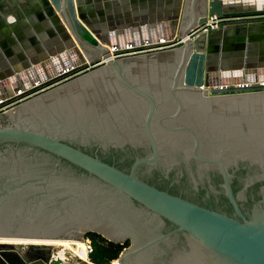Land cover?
I'll list each match as a JSON object with an SVG mask.
<instances>
[{
  "label": "water",
  "instance_id": "water-1",
  "mask_svg": "<svg viewBox=\"0 0 264 264\" xmlns=\"http://www.w3.org/2000/svg\"><path fill=\"white\" fill-rule=\"evenodd\" d=\"M47 1L80 59L0 91L2 108L52 85L0 113V240L93 234L128 243L111 264H264V9L199 0L196 20L188 0L178 47L114 59L160 45L111 51L82 0ZM208 15L228 21L188 38ZM54 252L0 243V264L67 263Z\"/></svg>",
  "mask_w": 264,
  "mask_h": 264
},
{
  "label": "crops",
  "instance_id": "crops-1",
  "mask_svg": "<svg viewBox=\"0 0 264 264\" xmlns=\"http://www.w3.org/2000/svg\"><path fill=\"white\" fill-rule=\"evenodd\" d=\"M186 1L82 0V9L89 30L112 48L126 50L128 46L174 41L182 20L187 24V16L192 18L194 14L196 20L201 16L199 0H189L194 12L185 9L187 16L181 17ZM249 1L264 9V0ZM51 11L47 0H8L0 4V76L29 72L31 77H52L67 70L71 61L78 62L80 54H68L63 28ZM11 91L14 93L15 88Z\"/></svg>",
  "mask_w": 264,
  "mask_h": 264
},
{
  "label": "flooded vegetation",
  "instance_id": "flooded-vegetation-1",
  "mask_svg": "<svg viewBox=\"0 0 264 264\" xmlns=\"http://www.w3.org/2000/svg\"><path fill=\"white\" fill-rule=\"evenodd\" d=\"M121 58H123V57H121ZM99 62L88 66L87 68L83 69L82 71L77 72V74L76 73L75 74H70V75L62 78L61 80H59L57 82L60 83V84L61 83H65V82L70 81L73 78H75V77H77V76H79V75H81L83 73H86L88 71L96 69L99 66L98 65L95 66V65L98 64ZM101 65H103V64H101ZM13 76H15L17 78L13 82L10 81V78H11L10 76L9 77L6 76V75L0 76V91L1 92H3V93L10 92L13 88H15V86H17L18 88H20L22 90L30 91L33 87L35 88V87H39L41 85H44L43 82L39 83V80H40L39 77H31V74L29 72L14 74ZM42 78H44V77H42ZM8 83H10V84H8ZM35 83H37V84H35ZM51 86L52 85L41 87L38 90L34 91L33 93L18 99L17 101L10 102V103L6 104L2 108H0V113L3 112V111L8 110L9 108H12V107L20 104V103H22V102H24V101H26L28 99H30L33 96H36V95H39V94L43 93L44 91H46L47 88H49ZM208 95H210V94H208ZM126 247H128V245L125 246L124 248H126Z\"/></svg>",
  "mask_w": 264,
  "mask_h": 264
},
{
  "label": "built area",
  "instance_id": "built-area-1",
  "mask_svg": "<svg viewBox=\"0 0 264 264\" xmlns=\"http://www.w3.org/2000/svg\"><path fill=\"white\" fill-rule=\"evenodd\" d=\"M228 20L227 19H223V18H219L215 15H208L206 17V20L204 22V24L197 26L194 30H192L188 36V38H193L201 33H206L209 34L211 32L217 31L219 29H221L224 26V23H226ZM162 42V41H160ZM160 47H153L150 48L148 50L145 51H139V52H133V53H120L118 55H114L113 58L114 59H118L121 57H126L129 55H138V54H143V53H152V52H157V51H161V50H167V49H172V48H176L178 47V43H175L174 41L170 42V43H159ZM147 46H154V45H150V44H143V47H147ZM156 46V45H155ZM134 46H128L127 49H133ZM141 48V47H140ZM126 49V50H127ZM117 48H111V51H117ZM102 62L100 61L97 65H101ZM82 243L84 244L85 248H86V259L89 256V254L92 253L93 251V246H92V242L89 238H85L83 239Z\"/></svg>",
  "mask_w": 264,
  "mask_h": 264
},
{
  "label": "rangeland",
  "instance_id": "rangeland-1",
  "mask_svg": "<svg viewBox=\"0 0 264 264\" xmlns=\"http://www.w3.org/2000/svg\"><path fill=\"white\" fill-rule=\"evenodd\" d=\"M252 5V4H250ZM86 237H83L85 239ZM83 239H80L81 244V250L79 254L74 253L69 247L66 246V244H58V243H13V242H0L1 244H7V245H13L16 247V249L20 252H23L25 249V246H34V247H40V249H55L54 253H50L53 258H58L63 262H67L65 264H93L89 261V258L86 259V248L84 244L82 243ZM83 244V245H82ZM46 247V248H45ZM44 252H40V254H43Z\"/></svg>",
  "mask_w": 264,
  "mask_h": 264
},
{
  "label": "trees",
  "instance_id": "trees-1",
  "mask_svg": "<svg viewBox=\"0 0 264 264\" xmlns=\"http://www.w3.org/2000/svg\"><path fill=\"white\" fill-rule=\"evenodd\" d=\"M86 237L92 242L93 251L88 258L93 264H111L128 245V243L125 245L112 244L93 234H88Z\"/></svg>",
  "mask_w": 264,
  "mask_h": 264
},
{
  "label": "bare ground",
  "instance_id": "bare-ground-1",
  "mask_svg": "<svg viewBox=\"0 0 264 264\" xmlns=\"http://www.w3.org/2000/svg\"><path fill=\"white\" fill-rule=\"evenodd\" d=\"M230 1L235 2V3H245V4H249L250 3L249 0H230ZM258 7H260V6H258ZM8 84H10V83H8ZM15 90H16V88H15ZM10 92L13 93V91H10ZM0 242H13V243H58V244L64 243V244H66L67 247H69V249H71L76 254H79V252L81 250V247H82L81 244H78V243H80L79 241L3 239V240H0Z\"/></svg>",
  "mask_w": 264,
  "mask_h": 264
}]
</instances>
